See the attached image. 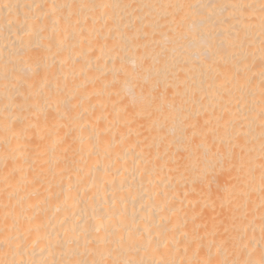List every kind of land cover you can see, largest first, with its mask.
I'll return each mask as SVG.
<instances>
[{
	"label": "bare ground",
	"instance_id": "1",
	"mask_svg": "<svg viewBox=\"0 0 264 264\" xmlns=\"http://www.w3.org/2000/svg\"><path fill=\"white\" fill-rule=\"evenodd\" d=\"M0 264H264V0H0Z\"/></svg>",
	"mask_w": 264,
	"mask_h": 264
}]
</instances>
